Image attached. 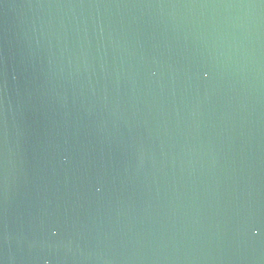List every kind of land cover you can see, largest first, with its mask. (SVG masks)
I'll return each instance as SVG.
<instances>
[{"label":"water","instance_id":"1","mask_svg":"<svg viewBox=\"0 0 264 264\" xmlns=\"http://www.w3.org/2000/svg\"><path fill=\"white\" fill-rule=\"evenodd\" d=\"M0 264H264V0H0Z\"/></svg>","mask_w":264,"mask_h":264}]
</instances>
